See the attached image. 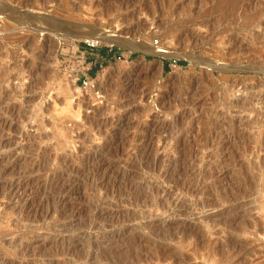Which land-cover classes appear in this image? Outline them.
Wrapping results in <instances>:
<instances>
[{"label": "rangeland", "instance_id": "rangeland-1", "mask_svg": "<svg viewBox=\"0 0 264 264\" xmlns=\"http://www.w3.org/2000/svg\"><path fill=\"white\" fill-rule=\"evenodd\" d=\"M0 264H264V0H0Z\"/></svg>", "mask_w": 264, "mask_h": 264}, {"label": "bare ground", "instance_id": "bare-ground-1", "mask_svg": "<svg viewBox=\"0 0 264 264\" xmlns=\"http://www.w3.org/2000/svg\"><path fill=\"white\" fill-rule=\"evenodd\" d=\"M68 37L82 38V39L89 40V42H93V43H100V42H107V41L117 42L119 44L123 43L124 45L129 46L133 49H137V48L149 49V50L159 49L152 44L144 43L137 39L123 38V36L120 37L117 34L109 32V31L87 32V31H79V30L77 31L76 30V32L74 33H69ZM68 37H66V39H70Z\"/></svg>", "mask_w": 264, "mask_h": 264}, {"label": "crops", "instance_id": "crops-1", "mask_svg": "<svg viewBox=\"0 0 264 264\" xmlns=\"http://www.w3.org/2000/svg\"><path fill=\"white\" fill-rule=\"evenodd\" d=\"M94 50V49H93ZM95 51H89V54H92L94 53ZM95 54V53H94ZM97 56H99V54L97 53ZM97 56H94L93 58H96ZM103 56H100V58H102ZM99 58V57H98ZM98 64H96V67H97ZM95 73V68H93L92 70H89L88 71V75H91V74H94Z\"/></svg>", "mask_w": 264, "mask_h": 264}, {"label": "built area", "instance_id": "built-area-1", "mask_svg": "<svg viewBox=\"0 0 264 264\" xmlns=\"http://www.w3.org/2000/svg\"><path fill=\"white\" fill-rule=\"evenodd\" d=\"M82 82L84 85H88L90 83V79L88 77V74L84 73V75L82 77Z\"/></svg>", "mask_w": 264, "mask_h": 264}, {"label": "trees", "instance_id": "trees-1", "mask_svg": "<svg viewBox=\"0 0 264 264\" xmlns=\"http://www.w3.org/2000/svg\"><path fill=\"white\" fill-rule=\"evenodd\" d=\"M102 52H105V49H102ZM180 63L185 64V61H180Z\"/></svg>", "mask_w": 264, "mask_h": 264}]
</instances>
